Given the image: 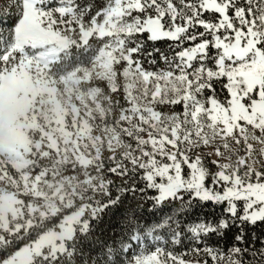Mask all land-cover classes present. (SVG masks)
<instances>
[{
    "label": "snow or ice",
    "instance_id": "1",
    "mask_svg": "<svg viewBox=\"0 0 264 264\" xmlns=\"http://www.w3.org/2000/svg\"><path fill=\"white\" fill-rule=\"evenodd\" d=\"M0 264H264V0H0Z\"/></svg>",
    "mask_w": 264,
    "mask_h": 264
},
{
    "label": "rangeland",
    "instance_id": "2",
    "mask_svg": "<svg viewBox=\"0 0 264 264\" xmlns=\"http://www.w3.org/2000/svg\"><path fill=\"white\" fill-rule=\"evenodd\" d=\"M258 147V146H257ZM208 149H205V151H207Z\"/></svg>",
    "mask_w": 264,
    "mask_h": 264
}]
</instances>
